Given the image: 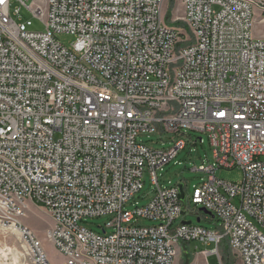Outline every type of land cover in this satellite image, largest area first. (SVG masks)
I'll return each instance as SVG.
<instances>
[{
    "label": "built area",
    "instance_id": "built-area-1",
    "mask_svg": "<svg viewBox=\"0 0 264 264\" xmlns=\"http://www.w3.org/2000/svg\"><path fill=\"white\" fill-rule=\"evenodd\" d=\"M13 1L0 4V228L19 234L29 263L49 264L21 222L39 205L64 264H173L191 241L214 244L202 253L219 260L226 242L240 264H264V33L253 34L264 0H173L171 21L186 30L167 25L165 0ZM21 6L41 30L20 20ZM63 33L75 36L70 48ZM187 129L206 135L214 159L188 203L216 229L174 225L185 184H161L157 171L183 139L167 149L137 140ZM234 167L239 182L215 178ZM144 172L152 197L125 210ZM102 215L110 233L80 224Z\"/></svg>",
    "mask_w": 264,
    "mask_h": 264
},
{
    "label": "rangeland",
    "instance_id": "rangeland-1",
    "mask_svg": "<svg viewBox=\"0 0 264 264\" xmlns=\"http://www.w3.org/2000/svg\"><path fill=\"white\" fill-rule=\"evenodd\" d=\"M22 1L28 5L32 0ZM18 6H20V2L18 0H14L11 8L13 9ZM174 9L175 5L173 0H165L163 13L165 15L167 25L177 29L181 28L186 30L187 27H184L181 22L171 21L175 12L176 15L179 14L177 11L174 12ZM257 13L258 12L255 10V23L253 27V34L255 35L264 33V21L260 20V18L256 16ZM19 15L22 22L30 21L31 25L28 28L29 30H41L43 28L41 21L34 17L23 6H21ZM57 38L67 48H70V45L75 40L74 35L64 33L58 35ZM180 138L185 142V147L180 150L170 162L164 165L162 170L157 171V177L161 184L165 185L167 184V181H171L174 184L182 181L185 184V198L183 200L184 210L183 213L174 221V225L179 224L182 221H190L193 225H200L207 229H216L219 225V221L215 217L204 214L199 211V207L196 208L194 205H189L188 203V197L191 196L193 186L198 185L201 180L206 179L208 176L207 173L198 170L199 166L202 164L205 166L211 165L214 162L211 147L206 135L202 132L187 129L181 130L179 133L166 132L162 135L159 133L140 134L137 137V140L142 141L144 144L154 149H167ZM199 138L203 140L202 144L199 143ZM214 176L215 178L226 182L236 183L242 179L243 172L237 167L229 169L217 168L214 172ZM142 181V189L124 205L125 210H132L135 205H145L152 197L153 185L147 172L143 173ZM233 204H236V201H234ZM198 218L199 221H197ZM109 219V215L88 217L80 224L95 233H103L102 228L105 229L106 233H110L112 229L105 227V224ZM248 220L254 223L252 218L248 217ZM21 222H23L35 233L37 240L40 242L41 247L46 254V259L49 264H64L62 257L54 249L53 245L45 235L46 230L50 227V224L45 218H42L37 212H34L29 208L26 210V215L22 217ZM136 223L140 225H152L155 222L144 218H138ZM17 237L18 235L13 232L3 231L0 229V264H30L29 260L24 257L21 249L23 244ZM188 245L191 249L190 251H188L185 244H181V256L178 260L179 264H201L196 262V257H200L202 262L205 260L206 264H240L238 257L229 249L226 242H222L218 247L220 260L215 254L205 255L201 250H199L212 249L215 247L214 244L200 245L191 241L187 244V246ZM175 259L176 258H174V260Z\"/></svg>",
    "mask_w": 264,
    "mask_h": 264
},
{
    "label": "crops",
    "instance_id": "crops-1",
    "mask_svg": "<svg viewBox=\"0 0 264 264\" xmlns=\"http://www.w3.org/2000/svg\"><path fill=\"white\" fill-rule=\"evenodd\" d=\"M29 208H30V210H32L34 212H37L42 218H45L48 221V223L51 224L52 221H51V219H49L46 211L43 208H41L40 206H32V205H29ZM182 222H187V221H182ZM182 222H180V223H182ZM181 244H185L186 247H187V249H188V251L191 250L190 247H189V245L187 246L188 243H185V242L178 243V245H177V253H176V256H175L176 259L173 261V264H179L178 263V260H179V257L181 256ZM199 250L203 251V249H199ZM195 260L198 263L206 264L205 263V260H204V262H202V260H201L200 257H196Z\"/></svg>",
    "mask_w": 264,
    "mask_h": 264
},
{
    "label": "water",
    "instance_id": "water-1",
    "mask_svg": "<svg viewBox=\"0 0 264 264\" xmlns=\"http://www.w3.org/2000/svg\"><path fill=\"white\" fill-rule=\"evenodd\" d=\"M184 197H185V194H184V190H183V185L181 183H179L178 184V198H179L180 201H183ZM199 211H201L204 214H207V215H210L211 217H213L212 214L209 211L205 210L204 208H199ZM197 221H199V218L197 219ZM182 223L191 224L190 221L182 222Z\"/></svg>",
    "mask_w": 264,
    "mask_h": 264
},
{
    "label": "bare ground",
    "instance_id": "bare-ground-1",
    "mask_svg": "<svg viewBox=\"0 0 264 264\" xmlns=\"http://www.w3.org/2000/svg\"><path fill=\"white\" fill-rule=\"evenodd\" d=\"M262 21H264V20H262ZM0 229H1V228H0ZM1 230L6 231V230H4V229H1ZM7 231H9V230H7ZM9 232H11V231H9ZM14 233H15V232H14ZM15 234H17L18 237H19V234H18V233H15Z\"/></svg>",
    "mask_w": 264,
    "mask_h": 264
},
{
    "label": "snow or ice",
    "instance_id": "snow-or-ice-1",
    "mask_svg": "<svg viewBox=\"0 0 264 264\" xmlns=\"http://www.w3.org/2000/svg\"><path fill=\"white\" fill-rule=\"evenodd\" d=\"M4 3V0H0V4Z\"/></svg>",
    "mask_w": 264,
    "mask_h": 264
}]
</instances>
